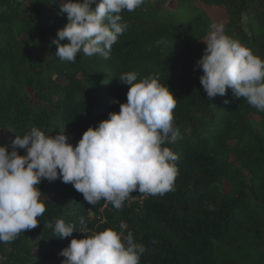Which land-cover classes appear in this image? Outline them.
I'll return each mask as SVG.
<instances>
[{
  "label": "trees",
  "instance_id": "1",
  "mask_svg": "<svg viewBox=\"0 0 264 264\" xmlns=\"http://www.w3.org/2000/svg\"><path fill=\"white\" fill-rule=\"evenodd\" d=\"M0 264H264V0H0Z\"/></svg>",
  "mask_w": 264,
  "mask_h": 264
},
{
  "label": "rangeland",
  "instance_id": "2",
  "mask_svg": "<svg viewBox=\"0 0 264 264\" xmlns=\"http://www.w3.org/2000/svg\"><path fill=\"white\" fill-rule=\"evenodd\" d=\"M207 12L211 15V19L213 21V23H216L219 21L220 17H221V10L215 7H205ZM204 42H208V43H212V42H219L222 41L221 38L217 37V36H213L210 35L207 38L203 39ZM130 118H136L134 113H130Z\"/></svg>",
  "mask_w": 264,
  "mask_h": 264
},
{
  "label": "built area",
  "instance_id": "3",
  "mask_svg": "<svg viewBox=\"0 0 264 264\" xmlns=\"http://www.w3.org/2000/svg\"><path fill=\"white\" fill-rule=\"evenodd\" d=\"M89 213H91V210H89ZM122 226H124L123 224H121Z\"/></svg>",
  "mask_w": 264,
  "mask_h": 264
}]
</instances>
